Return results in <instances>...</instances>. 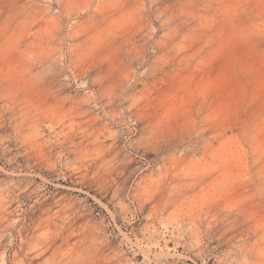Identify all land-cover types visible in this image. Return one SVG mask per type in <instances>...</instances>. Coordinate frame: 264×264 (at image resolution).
Returning <instances> with one entry per match:
<instances>
[{
    "label": "rangeland",
    "instance_id": "374dc122",
    "mask_svg": "<svg viewBox=\"0 0 264 264\" xmlns=\"http://www.w3.org/2000/svg\"><path fill=\"white\" fill-rule=\"evenodd\" d=\"M0 264H264V0H0Z\"/></svg>",
    "mask_w": 264,
    "mask_h": 264
}]
</instances>
